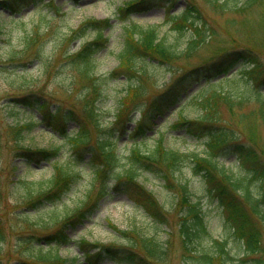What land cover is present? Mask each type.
<instances>
[{
    "label": "trees",
    "instance_id": "1",
    "mask_svg": "<svg viewBox=\"0 0 264 264\" xmlns=\"http://www.w3.org/2000/svg\"><path fill=\"white\" fill-rule=\"evenodd\" d=\"M171 1L137 0L129 6L136 7L137 11L158 4L166 6ZM204 1L215 12L238 11L240 3L244 9L253 10L264 2ZM37 2L38 0H0V7L16 14L26 5ZM193 3L188 0L187 6L178 14L167 10L168 20L175 23L174 29L179 32L185 27H182L178 20L184 23L190 21L191 24L195 20L194 31L183 47H179L176 42H168L165 36H160L156 26L142 27L131 24L125 29L122 47L116 53L118 63L111 75H95L91 67L99 50L106 46L107 38L104 37L103 30L109 25V20L92 17L84 20L78 26V32L92 28L93 38L82 41L73 52H66L71 65H81L78 66L79 78L86 83L78 94L82 103L81 115H76L73 107H62L58 102H54L50 93L32 85V81L28 82L25 78L13 81L15 87L3 96L7 100L5 105H11L10 110L13 113L17 111L22 115L18 117L14 113V120L9 124L11 148L14 155L27 161L28 165L49 162L51 172L45 177L31 180L23 177L14 180L11 188V194H16L14 206L11 210L0 211V264H3V244L12 233L14 249L8 254L15 255L13 264H74L78 253L67 261L58 251L59 246L70 243L68 231L75 229L83 221L96 201H91L85 206H81L82 202L67 206L63 198L72 190V186L79 179L81 168L84 167L94 178H101V190H105L109 180L113 179L116 188H121L134 197L156 220L165 221L166 212L162 204L136 181L137 171L143 169L170 184L174 169H178L188 155L183 151L167 148L163 143V133L158 129L155 132L158 137L153 145L145 150L140 149L136 144L139 133L144 130L145 125L152 122V117L147 118L146 112L145 117L135 122L132 130L117 132L121 136L127 135L126 143L131 140L125 156L118 151L116 132L112 133L111 139L100 134L91 141V130L96 129L101 133L103 129L102 122L99 121L103 111L101 103L112 96V89L107 81L115 72L122 73L127 82L123 91L111 98V104L115 105L116 109L115 119L133 120L130 111L138 106L145 111L144 104H140L141 100L151 89L148 86L156 87L154 82L148 85L152 77L148 62L165 66L170 73L165 82L167 86L158 93V98L152 100L148 116L180 101L179 87L184 81L181 77H185L186 69L200 72L204 76L205 83L186 101L196 105L195 117L186 118L178 114V121L172 123V126H180L185 134L204 139L205 152L203 155L192 153L196 165L192 167L195 171H202L208 178L232 229L233 237L230 241L237 247L233 251L227 237H212L206 223L205 211L199 202L191 201L187 185L180 184V203L185 206L178 227L183 260L189 261L190 264H264V139L256 132V120L264 125V53L253 44L222 45L212 49L210 54L196 65H189L191 58L197 55L201 47L207 46L210 38L206 31L207 24L204 23L202 15L194 9ZM78 32L75 31L77 35ZM32 43L33 38L28 35L21 48L11 47L8 50L11 60L15 56H28ZM44 45V42H40L37 48H32L34 52L31 55L34 59L41 58ZM183 61L187 66H179ZM235 67L236 71L227 76ZM219 75L224 78L210 81ZM238 77L246 79V88L239 90L235 87L234 90L222 87V82ZM169 93L171 96L167 99L166 95ZM163 96L166 101L156 103ZM248 105L253 106L248 108ZM70 120L76 125L68 130ZM237 120L246 122L242 124L245 126V132ZM41 124L43 125L40 126ZM35 128L41 132H50L54 139L68 141L70 153L64 151L65 156L61 160L62 144L53 143L47 147H39L29 141L25 142L28 133ZM231 152L237 155L240 166L247 171L248 182L234 177L223 168H217L215 162L213 163V157ZM124 158L128 163L118 171ZM127 183H130V186ZM2 222L10 224V232L4 229ZM75 243L91 264L105 256L120 257V254L124 256L126 253L128 255L125 258L129 263H134V254H140L143 262L156 264L155 262L159 263L164 259L166 253V248L158 239L147 236L136 237V242L131 246L123 245L120 248L112 243L91 242L85 238H80Z\"/></svg>",
    "mask_w": 264,
    "mask_h": 264
},
{
    "label": "rangeland",
    "instance_id": "2",
    "mask_svg": "<svg viewBox=\"0 0 264 264\" xmlns=\"http://www.w3.org/2000/svg\"><path fill=\"white\" fill-rule=\"evenodd\" d=\"M132 1L134 0H43L38 4L26 6L18 15L15 14L12 17H10L11 14H8V12L1 10V212L10 210L14 205L13 201L16 194H11V188L16 178H39L50 173L48 164L27 166L20 157L18 158L14 155L11 149L12 143L9 142L11 138L9 124L15 115L10 110V106L5 105L7 102L3 96L11 92L12 90L10 89L15 87L13 81H18L20 78H25L28 82L32 81L31 83L33 85H37V87L42 88L45 92L50 93L54 102H58L62 107H73L75 108V114L81 115L82 103L78 94L86 86V83L79 78V67L81 65H71V62H69L66 56V52L75 50L81 40L91 39L93 37L94 31L88 28L81 33V37L74 40L70 39L69 31L75 29L86 18H111L110 25L104 29V34L108 37L107 44L97 53V59L91 65L95 75L112 74V70L115 69L118 63L116 52L122 45L123 28L131 23H138L143 26L157 25L159 34L165 36L168 42L178 43L179 47H183L187 38L193 33L195 20L192 24L190 21L184 23L178 20L182 27H186L179 32L172 29L170 23L165 22L164 7L155 5L139 12L129 13V7L127 6ZM192 1L195 5L194 9L202 15L204 23L207 24L206 31L210 34V38L207 46L201 47L197 55L191 58L189 65H196L208 56L212 49L215 50L216 47L222 45L242 46L245 44H253L264 53V2L263 4L255 6L253 10L244 9L240 3L238 5V11L215 12L206 5L204 0ZM187 3L188 0H172L169 4L170 11L173 13L180 12L182 8L187 6ZM174 25L175 23L172 26L174 27ZM30 33L31 38H33L32 47L38 45V42H45L43 57L40 61L28 63L24 73L26 75L19 77L22 75L13 70L16 68V65L10 64L12 62L9 60L7 51L11 47L20 48L23 40ZM14 59H24V57L21 55ZM148 63V69L151 70L152 74L148 85L154 82L156 83V87L148 86L151 89H149L141 102V104H144V108L148 109L146 111L147 115L150 112L149 106L153 104L152 100L158 98V93L167 86H165V82L169 75L167 67L159 65L156 62ZM179 66L187 65L183 61ZM190 72L191 69H186V74L189 75L185 80V84H192V86L184 93L185 101V98L203 81V75L201 73L191 74ZM126 83L124 75L115 72L107 81L108 86L112 89V96L110 97L113 98L119 95L123 91ZM244 83V80L239 79L225 83L223 87L230 88L235 86L238 89ZM111 98H106L101 103L103 111L100 113L99 121L102 122L103 129L101 133L96 129L91 130V141L96 139L100 134V136L111 139L112 133L116 132L115 134L118 136V151L125 156L128 153L131 140L126 143V136H121L117 132L128 130L135 123L126 120V118H121L120 120L115 119L116 109L115 105L111 104ZM164 100L165 96L160 97L157 102L162 103ZM178 106L182 108L176 109L177 106L175 107L174 105L173 108L171 107L162 115L156 116L150 126L144 127V130L139 133V139L136 140V144L140 149H148L153 145L155 138L158 137L157 134H154V131L160 127L161 133H163L164 145L170 149L183 151L188 155L187 159L180 164L179 168L174 169L173 175L170 176V179H173L170 184L155 175L147 173L145 170L143 171V169H138L137 171L136 181L142 184L148 191H151L162 204L166 212V221L159 224H157L158 222L154 223L139 203L128 197L122 192V189L117 190L112 184H109L105 190H101V178H94L93 174L86 167L81 168L79 179L72 186V190L64 196V202L68 204L67 206H73L80 202H82L81 206H85L95 200L96 204L92 206V212L85 217V220L69 232L72 238L71 242L59 246L58 251L62 257L67 258V261L78 253L74 264H91L84 258L82 252L76 246L75 241H78L80 238H85L91 242L112 243L120 248L123 245L129 244V242H133L137 232L139 236H155L158 240L165 242L167 249L165 258L158 264H190L189 261L183 260L181 256L182 248L178 223L180 215L184 210L183 207L185 206L180 203V184L187 185L192 201L199 200L201 202V207L205 211L206 223L212 237H227L226 239L229 240V245H231L232 250H236V244L230 241L233 237L232 229L226 221L225 210L211 191L207 178L201 173H195L190 167L194 165V159L191 156L192 153L202 154L204 148L203 138L185 134L183 128L180 126L171 127V124L176 121L178 113L183 114L187 118L195 117L196 105L190 102L183 104V101H181ZM133 114L135 115V119H139L143 111ZM20 115L22 113H19ZM232 123L236 128L238 127L235 122ZM238 123L243 132H245V126L242 124H246V122L238 121ZM74 125L76 124L72 120L68 121L67 129L70 130ZM256 132L259 137L264 139V125H261L257 120ZM28 141L30 144L39 147H47L53 143L62 144L63 149L60 154V159L64 158V151L70 153L68 141L54 139L48 131L41 132L35 128L28 133L27 139L25 138V142ZM235 156L231 153L224 157H219L216 163L220 164L222 160L224 166H229L230 172L242 178L243 182H248L249 178L244 168H239V166L233 164L236 159ZM121 162L122 167H119V171L128 163L126 158L122 159ZM127 185L130 186V183H127ZM8 245L7 242L5 250L11 249ZM119 256L113 258L105 257L104 260H100L99 262L94 261L93 264H128V261L123 258V255L120 254ZM238 256L240 257L241 254H238ZM138 260L140 258L135 255L134 264ZM237 260L235 261L236 263ZM140 262V264L143 263L141 260ZM10 263L11 261L4 260L3 264Z\"/></svg>",
    "mask_w": 264,
    "mask_h": 264
}]
</instances>
